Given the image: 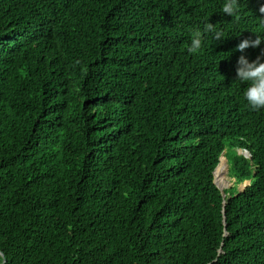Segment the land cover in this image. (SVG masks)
<instances>
[{"label":"trees","instance_id":"16d2710c","mask_svg":"<svg viewBox=\"0 0 264 264\" xmlns=\"http://www.w3.org/2000/svg\"><path fill=\"white\" fill-rule=\"evenodd\" d=\"M220 3L0 0V264H264V0Z\"/></svg>","mask_w":264,"mask_h":264},{"label":"clouds","instance_id":"9594fccd","mask_svg":"<svg viewBox=\"0 0 264 264\" xmlns=\"http://www.w3.org/2000/svg\"><path fill=\"white\" fill-rule=\"evenodd\" d=\"M242 9L241 0H221L220 14L238 18ZM264 13V7L260 8ZM210 18L203 22L202 27H196L191 30L189 40L187 41V52L190 54L198 53L206 43V39L211 37L218 43H222L224 35L218 24L209 22ZM264 23V18L261 19ZM254 33V32H252ZM255 34V39L247 38L240 41L233 50L241 55L237 61L236 80L242 85H247L243 90V98L252 110L264 109V35ZM249 48H260L261 54L254 60L249 59L246 51Z\"/></svg>","mask_w":264,"mask_h":264},{"label":"rangeland","instance_id":"374dc122","mask_svg":"<svg viewBox=\"0 0 264 264\" xmlns=\"http://www.w3.org/2000/svg\"><path fill=\"white\" fill-rule=\"evenodd\" d=\"M224 163L223 165L221 164V163ZM226 161H225V159H223L221 162H220V166H218L219 167V169H221V170H217L216 172H215V182H216V184L221 188V189H225V188H230L231 186H233L234 184V182H235V179L234 178H231L230 176H229V173L227 172V169H226V163H225ZM218 169V168H217ZM219 172V173H218ZM222 172V178H224L225 180H224V182H225V184H226V187H223L222 186V184L221 183H223L224 184V182H220L219 180H218V178L216 177V173H218V174H220ZM245 185H247V182H244V183H239L238 185H237V189H242Z\"/></svg>","mask_w":264,"mask_h":264},{"label":"bare ground","instance_id":"6f19581e","mask_svg":"<svg viewBox=\"0 0 264 264\" xmlns=\"http://www.w3.org/2000/svg\"><path fill=\"white\" fill-rule=\"evenodd\" d=\"M226 163V162H225ZM222 165L224 164L223 162L221 163ZM220 166V165H219ZM218 171H219V167H218V169H217ZM219 173V172H218ZM217 173V178H218V180H219V174Z\"/></svg>","mask_w":264,"mask_h":264},{"label":"water","instance_id":"95a60500","mask_svg":"<svg viewBox=\"0 0 264 264\" xmlns=\"http://www.w3.org/2000/svg\"><path fill=\"white\" fill-rule=\"evenodd\" d=\"M215 181V180H214ZM215 184H216V182H215ZM219 187V186H218ZM220 188V187H219ZM221 189V188H220ZM5 262V260L3 261V263Z\"/></svg>","mask_w":264,"mask_h":264}]
</instances>
